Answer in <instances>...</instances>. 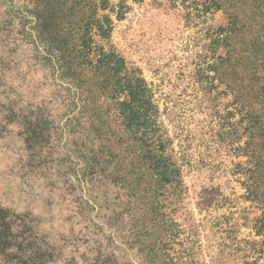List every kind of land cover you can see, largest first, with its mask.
Here are the masks:
<instances>
[{
  "label": "rangeland",
  "instance_id": "374dc122",
  "mask_svg": "<svg viewBox=\"0 0 264 264\" xmlns=\"http://www.w3.org/2000/svg\"><path fill=\"white\" fill-rule=\"evenodd\" d=\"M225 1L0 0V264H264V0Z\"/></svg>",
  "mask_w": 264,
  "mask_h": 264
},
{
  "label": "trees",
  "instance_id": "16d2710c",
  "mask_svg": "<svg viewBox=\"0 0 264 264\" xmlns=\"http://www.w3.org/2000/svg\"><path fill=\"white\" fill-rule=\"evenodd\" d=\"M220 1L222 4L217 5L226 7L227 1ZM225 7V13L228 18H231V14L228 13ZM101 62L105 67L110 66L116 72V106L123 125L137 131L140 125H146L149 129L148 134H150L148 140L150 142L148 147H151L149 150L150 158L154 162L169 163V166H166L161 173L171 177L172 173L178 172V170H176L174 164L170 163L169 158L164 157L162 139H159L160 137L156 135L158 131V110L154 104L153 93L147 89L143 79L138 76V71L129 73L125 61L117 53L116 55L113 52L102 53ZM121 97H123V100L120 101Z\"/></svg>",
  "mask_w": 264,
  "mask_h": 264
},
{
  "label": "water",
  "instance_id": "95a60500",
  "mask_svg": "<svg viewBox=\"0 0 264 264\" xmlns=\"http://www.w3.org/2000/svg\"><path fill=\"white\" fill-rule=\"evenodd\" d=\"M46 264H48V263H46Z\"/></svg>",
  "mask_w": 264,
  "mask_h": 264
}]
</instances>
